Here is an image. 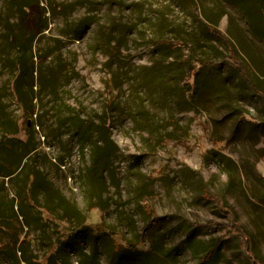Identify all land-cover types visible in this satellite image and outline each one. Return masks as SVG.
Masks as SVG:
<instances>
[{
  "label": "rangeland",
  "instance_id": "374dc122",
  "mask_svg": "<svg viewBox=\"0 0 264 264\" xmlns=\"http://www.w3.org/2000/svg\"><path fill=\"white\" fill-rule=\"evenodd\" d=\"M195 1L221 40L189 0H0V138L31 139L37 152L23 164L112 239L101 243L100 264L119 248L134 253L125 264H199L214 242L221 250L213 264H251L236 238L198 228L231 220L204 198L196 171L237 214L264 262V100L223 60L231 44L264 92V0ZM25 4L21 15L16 7ZM203 61L218 71L202 69ZM100 124L116 148L113 179L96 184L88 168ZM20 189L21 177L0 176L6 214L12 200L15 209L33 205L29 227L22 217L0 226V264H16L6 246L17 239L40 264H79V252H57L79 223L55 221L43 193L22 200Z\"/></svg>",
  "mask_w": 264,
  "mask_h": 264
},
{
  "label": "trees",
  "instance_id": "16d2710c",
  "mask_svg": "<svg viewBox=\"0 0 264 264\" xmlns=\"http://www.w3.org/2000/svg\"><path fill=\"white\" fill-rule=\"evenodd\" d=\"M189 1L191 2L192 10L197 21H199V23L203 27H205L213 37L221 40L223 36L214 27L207 25L198 17V6L196 1ZM27 6V4L19 5L16 8L18 12L23 15L27 12ZM256 11L261 16V10L256 8ZM258 22L264 24L263 20ZM25 43L26 42H19V48L22 49V54H20L19 62L23 67L22 71L24 69V71L28 72L29 67L27 66V55L23 53L24 46L26 45ZM234 54L235 53L232 45L228 44V55L226 57H223L224 62L228 64L242 79L249 83L254 92L264 100V92L257 90L251 82L250 77L253 75L251 67L246 62L236 58ZM201 66L202 69L205 67L214 69L216 65L210 61H203L201 62ZM32 74L33 71L31 73V79L33 78ZM1 102L2 99L0 97V113L2 110ZM82 127L83 126H77V130L80 133L82 132L81 135H79L81 136V139H84L82 136H84L85 138L87 136H85V130ZM96 129L97 133H99V138H97V140L92 144L93 149L91 154V164L88 168V177L92 182H96L97 184L105 175L109 176L110 179H113L111 163L113 156L115 155L116 145L112 141L111 134L105 125H97ZM30 138H33V136H30ZM17 143L18 142L9 138L5 134L0 138V176L8 178L12 181L16 175L19 178L21 177V189L18 195L21 196L22 200L26 197H29V195H32V198L35 200V194L37 192L43 193V195L46 197L44 208L48 209V214L51 218H56L55 221H65L69 224L74 225L75 219L79 223V232L74 233V229H71L70 234L67 236V238L60 241V245L57 247V252L61 251L62 248H71L79 252V255L82 256V258L79 260V264H100L99 259L101 252V243L102 241L112 242V239L108 237V234L106 232L99 234L94 233L92 229L87 227L85 225L86 220L80 210L76 206H74V204L70 202L64 195L54 189L53 185L47 179L45 174L29 162L32 158H34L37 152V146L34 145L33 141H31V139H27V141L25 142H20V144ZM25 159H28L29 161L23 164V161ZM195 173L199 177V180L202 184L204 198L215 205L221 216L229 217L231 220L230 225L210 222L204 225H199L198 228L200 230H203L207 234H213V232L215 231H224L225 238H223L222 240H227L232 237L236 238L238 240L240 250L243 252L245 257L251 264H264V262L260 260L254 252V241L252 235L244 228L243 225L239 223L237 214L230 207H228L226 201L222 196L213 194L208 190L207 183L204 181L200 171H196ZM11 202L12 203L9 207V214H6V212H4L0 203V226H2L1 230L11 229L12 219L15 218L18 221V219L21 217L24 219L25 226L29 227L31 224V222L29 221L31 215L29 214L30 212L27 210V208L29 206H33L31 202L29 205L27 204V206L23 204V201H21L18 204V209H15L14 200H12ZM88 239L92 241L89 253L81 248L83 241ZM9 247L13 248V250ZM6 249L8 250V256L12 254L15 256L16 264H40L39 262L33 260L32 255L28 253L29 249L25 247L24 243L20 242L18 239L15 240L13 246H6ZM6 249H4L3 251H5ZM114 249L116 250V248ZM220 250V243H211L209 245L208 251L206 252V257L200 259L199 264H213ZM19 252L21 253V257H18ZM115 253H118L119 257H108L106 264H125L124 262L129 257L128 254H130V256H133L134 254L133 251L127 250L126 248H119V250H116ZM52 256V258H55L54 254ZM123 259L125 260L123 261Z\"/></svg>",
  "mask_w": 264,
  "mask_h": 264
}]
</instances>
